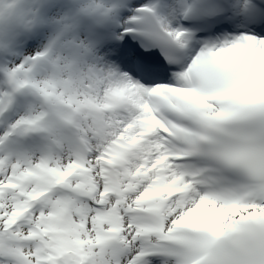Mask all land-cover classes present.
I'll list each match as a JSON object with an SVG mask.
<instances>
[{"label":"snow or ice","instance_id":"snow-or-ice-1","mask_svg":"<svg viewBox=\"0 0 264 264\" xmlns=\"http://www.w3.org/2000/svg\"><path fill=\"white\" fill-rule=\"evenodd\" d=\"M0 264H264V0H0Z\"/></svg>","mask_w":264,"mask_h":264}]
</instances>
